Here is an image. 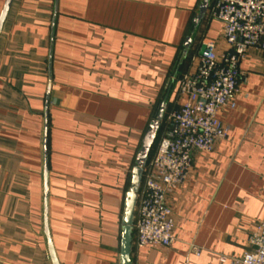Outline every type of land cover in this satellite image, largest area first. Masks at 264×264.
Wrapping results in <instances>:
<instances>
[{
    "label": "crops",
    "instance_id": "1",
    "mask_svg": "<svg viewBox=\"0 0 264 264\" xmlns=\"http://www.w3.org/2000/svg\"><path fill=\"white\" fill-rule=\"evenodd\" d=\"M203 2L13 1L0 35V264H51L46 188L60 264H120L125 194L157 108L167 119L185 103L180 81L205 43L229 50L213 0L194 24ZM239 67L235 106L218 113L228 139L194 154L168 195L175 242L133 243L132 264H234L252 250L264 222V51L249 48Z\"/></svg>",
    "mask_w": 264,
    "mask_h": 264
},
{
    "label": "built area",
    "instance_id": "2",
    "mask_svg": "<svg viewBox=\"0 0 264 264\" xmlns=\"http://www.w3.org/2000/svg\"><path fill=\"white\" fill-rule=\"evenodd\" d=\"M210 16L223 25L229 50L218 56L215 44L205 43L196 71L180 81L185 103L167 116L171 131L144 168L138 193L133 228L140 248L170 247L175 242L168 195L187 181L194 154L211 153L228 139L229 127L218 113L235 106L242 78L239 66L247 50L264 51V0H213ZM249 245L252 250L234 264H264V222L257 224ZM193 252L201 254L196 247Z\"/></svg>",
    "mask_w": 264,
    "mask_h": 264
},
{
    "label": "water",
    "instance_id": "3",
    "mask_svg": "<svg viewBox=\"0 0 264 264\" xmlns=\"http://www.w3.org/2000/svg\"><path fill=\"white\" fill-rule=\"evenodd\" d=\"M14 0H5L3 8L0 13V35L3 30L4 24L7 20L9 12L11 10ZM210 0H204L199 9V15L194 20V24L198 25L205 15L207 8L209 6ZM191 37H188L184 44L183 54L186 55L191 44ZM49 95V92H48ZM48 97V96H47ZM48 102V99H47ZM166 105L162 104L157 116L153 122L149 125V129L145 133L140 148L137 152L135 159V166L131 172V180L129 188L125 194L124 206H123V218H122V235H121V247H120V264H132V249H133V227L135 220V211L138 200V193L144 173V166L148 160L151 148L155 142L157 132L161 125V122L164 117ZM44 153H45V162L47 163V127H46V136L44 142ZM45 182L47 184V169L45 168L44 174ZM45 235L48 243V252L51 264H60L57 254L51 239V234L49 231L48 224V193L47 188L45 191Z\"/></svg>",
    "mask_w": 264,
    "mask_h": 264
},
{
    "label": "trees",
    "instance_id": "4",
    "mask_svg": "<svg viewBox=\"0 0 264 264\" xmlns=\"http://www.w3.org/2000/svg\"><path fill=\"white\" fill-rule=\"evenodd\" d=\"M187 58V57H186ZM184 61H186V60H184ZM183 61V62H184ZM182 62V63H183ZM159 109L160 108H157V110H156V114H157V112L159 111ZM166 117H165V115H164V117H163V120H162V122H161V125H160V127H159V130H158V132H157V136H156V139H155V142H154V144H153V146H152V148H151V151H150V154H149V157H148V160H147V162H146V165L144 166V168L148 165V163L152 160V158L154 157V155H155V153H156V151H157V147H158V144H159V142H160V140H161V138L163 137V136H165V135H167V133H169L171 130V128H170V126L166 123ZM139 148H140V145H139V147H138V149H137V152H138V150H139ZM144 177V176H143ZM143 177H142V179H143ZM135 239H136V232H135V230H134V228H133V243L135 242Z\"/></svg>",
    "mask_w": 264,
    "mask_h": 264
}]
</instances>
